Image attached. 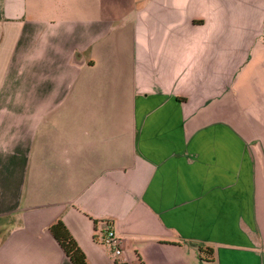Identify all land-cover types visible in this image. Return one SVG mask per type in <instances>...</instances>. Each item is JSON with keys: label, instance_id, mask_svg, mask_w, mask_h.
<instances>
[{"label": "crops", "instance_id": "0c3cea01", "mask_svg": "<svg viewBox=\"0 0 264 264\" xmlns=\"http://www.w3.org/2000/svg\"><path fill=\"white\" fill-rule=\"evenodd\" d=\"M255 220L264 0H0V264H72L58 221L88 264H264Z\"/></svg>", "mask_w": 264, "mask_h": 264}, {"label": "trees", "instance_id": "16d2710c", "mask_svg": "<svg viewBox=\"0 0 264 264\" xmlns=\"http://www.w3.org/2000/svg\"><path fill=\"white\" fill-rule=\"evenodd\" d=\"M50 230L72 264H88L85 253L70 235L62 221H58L56 224L51 226ZM209 251L211 252V255H213V251L209 248H207L206 251L201 250V253L208 256Z\"/></svg>", "mask_w": 264, "mask_h": 264}, {"label": "built area", "instance_id": "2783aa9c", "mask_svg": "<svg viewBox=\"0 0 264 264\" xmlns=\"http://www.w3.org/2000/svg\"><path fill=\"white\" fill-rule=\"evenodd\" d=\"M103 244L108 246L113 251L115 257L119 258L124 254L123 240L114 229H108L105 232Z\"/></svg>", "mask_w": 264, "mask_h": 264}, {"label": "rangeland", "instance_id": "374dc122", "mask_svg": "<svg viewBox=\"0 0 264 264\" xmlns=\"http://www.w3.org/2000/svg\"><path fill=\"white\" fill-rule=\"evenodd\" d=\"M106 228V227H105ZM248 228V227H247ZM251 234H252V236H254V237H258V236H261V234H264V221H258V220H255L254 222H253V227H252V229H251ZM102 233H99V237H100V239H102ZM104 237V236H103ZM102 241H103V239H102ZM110 252V251H109ZM112 252V251H111ZM110 252V253H111Z\"/></svg>", "mask_w": 264, "mask_h": 264}]
</instances>
